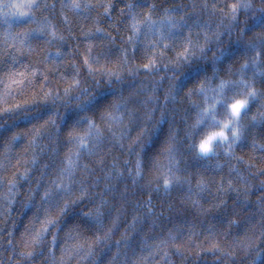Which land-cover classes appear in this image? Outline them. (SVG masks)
Here are the masks:
<instances>
[{"label":"trees","instance_id":"obj_1","mask_svg":"<svg viewBox=\"0 0 264 264\" xmlns=\"http://www.w3.org/2000/svg\"><path fill=\"white\" fill-rule=\"evenodd\" d=\"M19 2L20 0H0V3L3 4ZM37 2L41 5L39 9H25L29 12L30 21L24 18L8 17V23H5V16L2 13L7 10L0 9V77H3L4 73L8 71L21 72L31 71L34 68L39 69L34 84L26 85L25 94L20 95L19 91H14L8 98V104L0 105V108L10 107L15 103L22 104L26 99L31 100L35 93L37 103L46 108L48 114L53 115L61 132L57 136L56 129L49 128L34 146L28 145V136H22L8 153H5L4 150L5 140L0 138V161H3L4 164V167L0 168V197H5V199H0V264H15L20 259L19 253L24 250L21 236L30 222L36 228L40 227V221L44 218V208L48 205L47 200H41L44 188L48 187L51 180L55 178L60 162L71 147L67 134L71 131L70 125L73 120L71 96L76 88L70 89L67 96L64 95V88L69 87L74 79H78L80 85L87 86L85 81H91L94 75L106 73L108 69L114 72L119 71L125 55L129 67L147 63L150 50L145 49L144 45L139 42L134 46L125 43L128 36L131 35L130 31H127L130 17L126 5L133 2L139 5L135 11L144 14L147 8L155 4L154 18H156L163 14L164 8L176 6L177 0H79L82 5L91 4L93 7L87 9L82 7L78 13L68 7H61V3L67 5L71 0H37ZM109 2H111L112 8L109 13H105L103 5ZM45 4L48 7H44ZM121 8L125 9L123 15L120 14ZM188 11L191 12L190 7ZM113 25L115 26L113 27ZM42 27L45 28L44 34H40L39 31ZM97 28L102 31L96 32ZM31 30H36L32 31L28 41L34 49L31 55L27 50V45L23 46V52L17 51L22 47L19 39L13 41L11 36L5 38L9 32L15 34ZM53 31L56 32L57 38H53L51 35ZM85 33H91V35H85ZM60 36H63L64 39H59ZM14 44L15 46H13ZM89 46H91L90 52ZM57 52L62 53L61 57L57 58ZM13 56L16 57L15 62ZM85 58L93 67L91 74L89 65L84 63ZM237 59L239 63L243 62V59ZM41 73H46L48 79L44 80ZM248 76H251V72L248 73ZM149 78V70L140 67L137 79L133 80L131 77L127 79L130 83L138 85L140 80L146 81ZM260 86L258 80L257 87ZM48 89L60 97L56 100L55 105L52 104L51 99L47 102L40 99L43 92ZM257 108L258 105L251 106L253 114ZM0 122L11 123V120L4 116ZM17 123L18 127L14 131L27 132L31 128V125L26 124L23 120H18ZM261 133H264V126L257 125L248 136L246 144L242 148H238L237 151H248L247 144L250 143L251 137L255 136L259 139ZM102 154L104 155L103 165L96 164L95 158L85 159V162L91 165V169L84 183L88 186L90 193L103 192L108 197L109 204L106 207H110L112 214L106 223H109L110 226L111 220L117 215H119V221L111 239L99 244L95 248L93 257L81 259L80 256L73 255L68 264H92L93 261L95 264H108L110 258L117 252L116 241L126 234L131 237L128 240L130 247L125 249L124 241H121L119 249L121 261L124 259L123 254L127 252L129 264L135 257L141 255L148 256V264H249L251 260L264 259V251H260L264 249V238H261L256 250L247 257L242 256L239 252L228 255L233 251L237 242L251 244L254 235H258L252 231L249 216L257 214L252 221L253 224L260 219L257 205L260 199H264V190L258 191L257 189L259 179H264V175L253 181L255 187L249 194L248 207L241 211L236 200L237 194L234 192L221 196L213 188L210 193L196 196L189 193L185 186L182 190L174 188L165 195L162 192H150L148 189L133 186L127 177V171L122 167L120 152L114 148L111 153H108L105 148ZM33 155L38 158L37 163L35 165L30 162L26 163L31 160ZM256 156L258 164L260 153H257ZM18 160L19 164H17ZM116 160L121 161V171L124 175L115 181L116 194L113 195L105 191V175L112 170V164ZM44 165H48V167H44ZM26 167L30 170L27 177H24L21 174ZM14 174L17 184L9 192L8 180L12 179ZM82 175L81 171L77 170L75 179L80 180ZM204 175L206 177L215 176V180L221 182L219 175L214 173H205ZM112 179L109 177L110 182ZM76 187H79V184L73 185V188ZM125 188L127 191L122 199L119 193L124 192ZM149 194L152 197L151 204L144 205ZM29 195L33 196V200L31 205L26 208L24 204ZM221 199L224 200V203L220 207L204 214H201L197 210V206L192 203L193 200H199L200 204L207 208L218 204ZM9 200L12 201L11 204H9ZM94 200L98 203L99 196H95ZM149 206L153 209L152 213L147 212ZM92 207H94V203L88 197L79 201L78 204L70 205L67 213L59 220V228L50 229L45 245L37 249V254L34 255L31 264H43L47 245L48 242H51L53 234L57 236L54 249L57 257L61 255V249L65 245L73 244L74 241L68 239L66 233L76 225H79L78 231L81 233V240L94 239L95 233L92 228L77 216L78 213L87 212ZM102 210H105L107 215L106 209ZM138 214L135 231H132L129 225L133 224V217ZM33 217L36 219L33 220ZM154 217L155 221L153 222ZM229 220H236L237 223L230 226ZM169 231L177 233L176 242L181 245L180 252L170 246L160 245L157 248L159 241L168 237ZM73 236L75 237V232ZM9 241L12 243L10 244ZM145 244L151 247L143 246ZM213 244H218L219 249H213ZM165 252L167 255L164 254Z\"/></svg>","mask_w":264,"mask_h":264},{"label":"clouds","instance_id":"obj_2","mask_svg":"<svg viewBox=\"0 0 264 264\" xmlns=\"http://www.w3.org/2000/svg\"><path fill=\"white\" fill-rule=\"evenodd\" d=\"M250 2L253 7L245 9L242 7L243 0H177L176 6L164 8L163 14L156 18L153 9L156 31H141L132 41L127 39L125 42L133 46L139 42L150 50L148 60L152 57L155 59V64L149 70L150 78L140 80L138 85L130 83L127 78L137 79L140 65L129 67L128 61L123 60L121 69L115 75H94L91 81H85L87 86L81 84L73 90L71 125L83 132L87 130L89 120L94 121L104 135L103 152L105 148L108 153L114 148L120 152L122 167L133 186L164 193L163 179L166 175L175 174L181 177V182L174 183L170 191L174 188L182 190L187 186V191L196 196L210 193L213 188L221 196L234 192L241 211L248 207L249 194L255 187L253 181L264 175V150L259 146L264 141L255 137V146L250 141L248 151L238 152L237 149L246 144L249 135L246 133L240 141L232 143V126L224 125L231 119L229 105L236 99L244 98L246 90L240 84H230L217 101L211 89H215L221 80L239 81L241 78V63L237 58L242 59L244 53L249 51V38L257 39L253 35L254 29L259 31L264 25V0ZM4 4L7 10L5 14L15 11L7 7L9 3ZM232 5L237 6L235 16ZM189 7L191 12L188 11ZM138 15L143 19V14L138 12ZM166 17H171L174 26L169 25ZM127 31L132 35L130 20ZM186 48L187 56L179 55ZM253 104L260 107L259 100L250 101L244 110L242 124H248L255 114L251 111ZM204 108H210L209 117L194 128L193 124ZM107 112H112L118 119H108ZM220 130L227 134L228 140L216 137L212 151L207 155L199 154V142ZM170 139L175 149V163H171V170L167 167L170 164L167 151ZM230 143L231 152L228 151ZM257 153H260L258 164ZM137 160L140 161L143 175L133 183ZM114 168L121 169L120 160L112 164ZM205 173L219 175L220 181L221 177L223 181L217 182L215 176L206 177ZM201 176L207 178V187L203 191L197 187ZM229 181L232 182L231 187ZM79 188L59 193L56 199L64 197L75 201L70 205L78 204L81 201L77 199ZM257 190H264V179H259ZM105 191L108 192L107 189ZM97 195L98 203L94 200ZM88 198L94 203L89 210L95 213L102 197L89 192ZM108 204L107 200L100 207L104 227L109 226L106 221L112 214L110 207H106ZM196 206L201 214L217 208L216 204L206 208L200 202ZM257 206L260 219L253 224L257 214H252L249 224L253 233L258 235H254L250 246L249 243L237 242L231 255L239 252L244 257L249 256L264 238V199H260ZM102 209H106L107 215ZM77 216L91 228L98 226L84 212ZM228 223L231 226L237 221L229 220ZM169 246L172 247L171 244ZM253 261L260 264V260H251L249 264H253Z\"/></svg>","mask_w":264,"mask_h":264},{"label":"snow or ice","instance_id":"obj_3","mask_svg":"<svg viewBox=\"0 0 264 264\" xmlns=\"http://www.w3.org/2000/svg\"><path fill=\"white\" fill-rule=\"evenodd\" d=\"M5 4L0 3V9H4ZM9 8H14L15 11L10 14L2 13L5 16V23H8V17L13 18H24L27 21H30L29 12L25 11V9L31 10L33 8L39 9L41 5L37 2V0H20L19 3H9L7 5ZM44 7H48L47 4ZM55 7V5H52ZM61 7H68L74 12H79V10L83 7L85 9L93 7L91 4H81L79 0H71V2L67 5L61 3ZM105 13H109L112 4L111 2L103 5ZM139 7V5L129 2L126 5L128 10V15L130 17V28L132 35L128 36V40L132 41L135 36H138L141 31H156V21L152 19V10L156 7L155 4L151 5L147 8L146 12L143 14V19H141L138 12L135 9ZM242 7L245 9H251L253 4L250 0H243ZM233 16H235L237 6H231ZM125 9H120V14H124ZM167 11V10H166ZM169 25L174 26V21H172L171 17H166ZM115 25H113L114 27ZM11 28V25H9ZM32 31L25 32H16L12 34L9 32L7 36H11L13 41L19 39V43L22 47L18 48L17 51L23 52L25 45H27V50L31 55L34 49L31 44L28 43L29 37L31 36ZM40 34L45 33V28H41ZM102 29L97 28L96 32H100ZM53 38H57V34L55 31L51 33ZM85 35H91V33H85ZM109 35H111L109 33ZM253 35L257 37V39L249 38L247 40V46L249 51L244 53L243 62L239 66V71L241 73V78L239 81H229V80H221L219 85L215 89H211L213 93L214 99L217 101L223 97L226 89L229 88L230 84H240L246 90V95L242 99H236L233 103L229 105L231 111V119L225 123V127L231 125V142L235 143L240 141L245 137L246 133L250 136L252 130L257 127V125L264 126V25H262L259 31L254 29ZM22 37V38H21ZM59 39L63 40L64 37L60 36ZM15 46V44L13 45ZM91 51V46H89V52ZM188 49L181 52L179 55L187 56ZM62 53L57 52V58L61 57ZM16 57L13 56V61L15 62ZM127 61V57L125 55L124 58ZM53 63L55 61L53 60ZM85 65H89V61L87 58L84 60ZM155 64L154 57L150 58L147 63L140 65L145 70H151L152 66ZM93 71V67L89 65V73ZM251 72V76H248V73ZM39 73L38 68H34L31 71H8L4 73L3 77H0V105H7L8 98L12 96L14 91H19L20 95L25 94V87L31 86L34 84L37 74ZM107 75L110 77L115 75V72L111 69L107 70ZM43 75L44 80L48 79L46 73H41ZM259 80L260 87H257V81ZM13 86H16L15 88ZM80 86V81L78 79H74V82L69 84V87L64 88V95L67 96L72 88H78ZM207 94V92L205 93ZM175 99V97H172ZM41 100L47 102L51 99L53 105H55L56 100L60 99L59 96L54 95L51 89L43 92ZM259 100L260 107L256 109L254 115L251 116L248 124H242V118L244 116V110L248 107L250 101ZM210 108H204L201 110L197 120L193 124V127H198L204 120L209 117ZM0 119H3L6 116L11 123L0 122V138L5 140V153L11 151L12 147L16 144L18 140L21 139L22 136H28V145L34 146L37 144L39 138L42 134L47 131L49 128L56 129V135L58 136L61 132V129L57 126L56 119L53 118L52 114H48V110L37 103L35 98V93H33V98L31 100H24L21 103H15L10 107L0 108ZM106 116L108 119L115 121L118 119L116 115L112 112H107ZM18 120H23L26 124L31 125V128L28 129L27 132L14 131L18 127ZM43 121V123H40ZM71 131L67 134L68 141L71 142V147L68 152L65 153L63 160L60 162L59 168L56 171L55 178L51 180L50 185L44 188L43 195L41 196V200H47L48 205L44 208V218L40 221V227L36 228L32 222H30L29 226L25 229L24 233L21 236V243L23 245L22 251L19 253L20 259L15 262V264H31L34 255L37 254V249L42 248L46 243V236L48 235L50 229H58L59 228V220L61 216L65 215L69 209L70 204H74L75 201H69L68 199L61 197L60 199H56L57 194L59 193H67L70 192L73 188V185L79 184V195L77 199L83 200L88 197L89 188L85 185L84 180L87 177L89 170L91 169V165L88 162H85L86 158H95V163L98 165L104 164V155L103 153V144H104V135L103 132L99 129V127L95 124L94 121L89 120V124L86 131L81 132L74 125H70ZM51 135V133H50ZM216 137H220L222 140H228L227 134L220 130L218 132H212L205 139L199 142V154L207 155L212 151V144ZM261 141H264V133L260 135ZM251 141L253 146L257 144V140L255 136L251 137ZM260 148L264 150V142L260 143ZM43 150V149H42ZM174 143L170 139L167 151L169 153V161L170 164L167 165L169 170H171V163H175V155H174ZM27 151V149H25ZM55 151V149H53ZM229 152H231V143L229 144ZM7 158V157H6ZM243 159V157H240ZM37 157L33 155L30 161H26V163H31L35 165L37 163ZM20 161H17L19 164ZM159 166V165H158ZM3 161H0V168H3ZM44 167H48V165H44ZM30 169L27 167L24 169L21 174L24 177H27ZM77 170H80L82 178L80 180L75 179ZM264 171V169H262ZM124 173L119 168H114L109 171L105 175V189L108 190L109 193L115 195V181H118ZM143 169L141 167L140 161L137 160L135 167V176L133 177V183H136L137 177H142ZM109 177H112V181H109ZM207 178L201 176L197 181V187L203 191L207 187ZM223 181V177H221V182ZM181 177L178 175L165 176L163 179V192L165 195L170 193V189L174 183H180ZM231 181H229V187H231ZM8 184L10 185L9 192H11L12 188L17 184V180L15 179V174L12 179L8 180ZM39 187V185H38ZM127 188H125L124 192L119 193L120 197L123 199L125 197ZM151 192V190H149ZM191 191V189H190ZM102 197L101 204L96 206V211L93 213L91 210L84 212L85 216L90 217V219L95 220L97 222V227L92 228V231L95 233L94 239H83L81 240V233L78 231L79 225L74 226L72 229L66 233L68 239L73 240V244L71 246L65 245L64 248L61 249V255L59 257L56 256L55 253V244L57 240V236L55 234L52 235L51 242H48L47 245V253L44 255L43 264H68V261L71 259L73 255L80 256L81 259H87L89 257H93L95 255V248L101 244L102 242H107L111 239V235L114 229L117 226V222L119 221V215L114 217L111 220V225L108 227H104L101 223V217L103 215L100 212V207L103 206L105 202H107L108 197L103 193H99ZM0 199H5V197H0ZM33 196L29 195L26 198V202L24 207H29L32 203ZM152 197L149 194L148 199L144 201V205L151 204ZM11 204V200L8 201ZM138 203V202H137ZM193 205H197L199 203L198 200L192 201ZM224 203L223 200H220L216 207H220ZM141 205V207H144ZM54 209V210H53ZM148 213H152V207L147 208ZM139 214L133 217V224L129 225V228L132 231H135V222ZM36 218L33 217V220ZM155 221V217L153 222ZM127 231V230H126ZM75 232V237L73 233ZM131 237L129 235H122L120 240L116 241L117 252L110 258L108 264H129L127 252H125L124 259L121 261V251L119 249V245L121 241H124V248L128 249L130 245L128 244V240ZM177 233H173L169 231L168 237L166 239H162L159 241L157 248L160 245L165 247L171 244L172 247L176 248L177 252L181 251V245L176 242ZM11 244L12 241H9ZM145 247H151L150 245H143ZM250 246V244H249ZM213 249H219L218 244L212 245ZM223 252V250L221 249ZM134 252V249H133ZM167 255V253H164ZM151 255V253H149ZM231 255V253H228ZM95 264V261L92 262ZM131 264H148V256H138L135 257ZM253 264H256V261H253ZM260 264H264V259L260 260Z\"/></svg>","mask_w":264,"mask_h":264},{"label":"bare ground","instance_id":"obj_4","mask_svg":"<svg viewBox=\"0 0 264 264\" xmlns=\"http://www.w3.org/2000/svg\"><path fill=\"white\" fill-rule=\"evenodd\" d=\"M49 26V25H48Z\"/></svg>","mask_w":264,"mask_h":264}]
</instances>
